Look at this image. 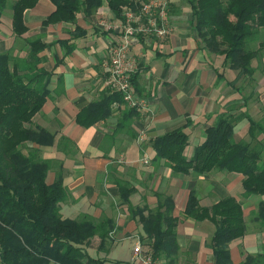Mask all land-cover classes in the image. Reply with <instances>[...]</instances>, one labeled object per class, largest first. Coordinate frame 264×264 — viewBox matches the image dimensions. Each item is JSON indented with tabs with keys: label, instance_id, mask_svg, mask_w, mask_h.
I'll return each instance as SVG.
<instances>
[{
	"label": "crops",
	"instance_id": "1",
	"mask_svg": "<svg viewBox=\"0 0 264 264\" xmlns=\"http://www.w3.org/2000/svg\"><path fill=\"white\" fill-rule=\"evenodd\" d=\"M16 1L9 0L1 18L0 54L10 53L13 62L25 63L29 41L40 39L51 45L39 55L44 59L41 67L51 74L49 96L33 123L55 135V142L32 147L39 148L40 156L52 164L47 182L52 184L60 177L68 190L61 214L67 219L107 216L116 222L108 251H99L101 240L95 237L86 249L90 256L105 259V264H140L133 260V250L142 228L129 209H155L157 195H163L173 198V215L179 219L180 264H214V223L185 217L189 196L195 191L202 207H212L227 197L242 204L247 232L229 245L232 264H245L250 257L254 261L248 264H264V224L257 219L264 196L245 197L241 174H176L165 160L156 159L152 146L157 137L186 126L189 144L185 156L191 159L219 113H243L256 122L262 120L264 98L259 103L247 99L239 85L254 81L263 94L264 53L260 74L242 77L225 65L223 57L204 49L188 0H171L167 20L172 33L164 39H141L132 48L140 65L135 87L143 111L135 110L126 118L130 108L116 103L110 117L84 128L77 124L78 114L108 91V48L120 37L121 19L104 0L93 14L80 13L73 23L43 26L56 7L50 0H38L25 11L27 32L19 38L13 32L12 5ZM236 128L235 138L241 141L238 133L246 130L248 135L249 123L244 119ZM121 184L133 189L128 202L121 198Z\"/></svg>",
	"mask_w": 264,
	"mask_h": 264
},
{
	"label": "trees",
	"instance_id": "2",
	"mask_svg": "<svg viewBox=\"0 0 264 264\" xmlns=\"http://www.w3.org/2000/svg\"><path fill=\"white\" fill-rule=\"evenodd\" d=\"M50 1L56 10L43 21V26L73 23L78 14L89 16L104 3V0ZM37 2L17 0L12 5L13 32L17 37L27 32L24 13ZM107 2L118 19H123L124 7L136 11L139 6L135 0ZM188 2L204 49L223 57L225 65L241 76L253 77L257 71L253 62L262 59L264 43H260L257 50H251L247 42L264 28V0ZM8 5L9 0H0V24ZM58 43L64 44L63 41ZM28 45L30 51L25 63L13 62L10 53L0 54V264H105V259L90 256L86 249L99 237V251L107 252V245L113 241L115 220L89 215L64 218L60 205L67 200L68 190L60 177L52 184L47 182L52 164L40 156L39 148L32 147L53 145L55 135L33 123L49 96L51 74L41 67L44 59L39 55L51 45L40 39L31 40ZM116 103H123L121 94L108 89L99 101L81 110L77 124L88 128L106 120ZM135 110L126 111L125 117L131 118ZM244 119L249 123L248 135L252 140L264 136L263 123L248 114L224 111L206 130L205 140L191 159L185 156L189 144L186 126L154 139L156 159L165 160L174 173L181 175L190 172L205 175L212 171L241 174L245 197L264 196L261 148H253L250 142L235 138L236 127ZM120 189L122 200L128 202L133 189L126 184H121ZM157 197L155 209L130 207L131 218L141 226L139 239L155 264H180L179 219L173 215L174 200L169 196ZM185 217L214 223L216 230L211 239L214 264H232L229 245L247 232L242 204L235 197H227L212 207H202L192 191ZM257 219L264 224V204ZM253 258L245 264L253 262Z\"/></svg>",
	"mask_w": 264,
	"mask_h": 264
},
{
	"label": "built area",
	"instance_id": "3",
	"mask_svg": "<svg viewBox=\"0 0 264 264\" xmlns=\"http://www.w3.org/2000/svg\"><path fill=\"white\" fill-rule=\"evenodd\" d=\"M135 2L139 5L136 11L128 6L123 8V19L118 27L120 37L108 48L105 85L112 93L121 94L123 104L128 108L143 111V101L137 97L133 83V77L139 72L140 65L132 55V48L141 39H164L172 33L173 29L167 20L171 0ZM144 248L139 237H136L133 260L140 264H155Z\"/></svg>",
	"mask_w": 264,
	"mask_h": 264
},
{
	"label": "rangeland",
	"instance_id": "4",
	"mask_svg": "<svg viewBox=\"0 0 264 264\" xmlns=\"http://www.w3.org/2000/svg\"><path fill=\"white\" fill-rule=\"evenodd\" d=\"M260 43H264V28L260 29L259 32H258V34L255 37H253L252 39H249L248 40V42H247V48L248 49H251V50H257L259 48V46H260ZM261 51L262 52H261L260 55H263L264 48ZM262 61H263V59H261V60L259 59V61L256 60V61L253 62V65L254 66H256L258 64L257 67H256V69H257L256 72H257L258 75L260 74V71L263 69V65L261 63ZM257 80H258V77H257ZM259 88H260L259 85L254 84V81H253V84L252 85H247V82L246 81L242 85H239V90L242 91V93L247 97V99H249V100L250 99H253V101L256 102V103L261 102V98H264V92H263V94L258 93L259 92L258 91ZM242 122H243V120H241L238 125H241ZM259 122H261V123L264 124V117ZM237 137L241 141L250 142L251 145H253V148H261V152H262L261 162L264 163V146L262 147V144L264 145V136L263 135H260L257 140H252L249 137V135L246 134V130H243L242 132L240 130ZM120 250H121V241L119 242L118 251H120Z\"/></svg>",
	"mask_w": 264,
	"mask_h": 264
}]
</instances>
